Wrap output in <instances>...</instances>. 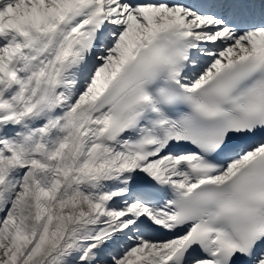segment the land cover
Masks as SVG:
<instances>
[{
    "label": "snow or ice",
    "instance_id": "6c2138e0",
    "mask_svg": "<svg viewBox=\"0 0 264 264\" xmlns=\"http://www.w3.org/2000/svg\"><path fill=\"white\" fill-rule=\"evenodd\" d=\"M0 264H264V0H0Z\"/></svg>",
    "mask_w": 264,
    "mask_h": 264
}]
</instances>
